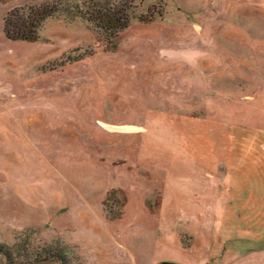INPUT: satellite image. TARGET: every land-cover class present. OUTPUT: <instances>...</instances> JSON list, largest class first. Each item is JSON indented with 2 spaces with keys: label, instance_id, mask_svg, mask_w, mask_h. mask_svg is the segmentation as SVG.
<instances>
[{
  "label": "rangeland",
  "instance_id": "rangeland-1",
  "mask_svg": "<svg viewBox=\"0 0 264 264\" xmlns=\"http://www.w3.org/2000/svg\"><path fill=\"white\" fill-rule=\"evenodd\" d=\"M93 1L0 0V264H264V0Z\"/></svg>",
  "mask_w": 264,
  "mask_h": 264
},
{
  "label": "trees",
  "instance_id": "trees-1",
  "mask_svg": "<svg viewBox=\"0 0 264 264\" xmlns=\"http://www.w3.org/2000/svg\"><path fill=\"white\" fill-rule=\"evenodd\" d=\"M86 2L88 0H85ZM82 3H85L84 0ZM63 3H58L55 6H52L51 8L41 7V8H33L30 10L26 15L23 14L22 16L17 14V12L10 13V16L5 20V27L4 32L8 39L11 40H22L26 42H33L37 41L39 36V30L41 25L44 21H46L47 18L52 17L54 13L59 12L57 7L61 6ZM89 4H91L92 11L88 14L90 15V23H95L98 30L106 31L113 34H106L110 38L113 36H117L119 31L124 30L128 27L129 23H122L121 22V9L118 11L117 9L113 8L109 5H104L103 7H97L96 3H94L93 0H89ZM69 6V5H68ZM96 6V8H95ZM95 8V9H93ZM72 12V9H71ZM70 13L74 16H80V15H87L84 14L80 7L73 6V12ZM7 252L2 251L5 257L9 260V264H13V256H12V250L11 248L6 249ZM19 252V251H17ZM65 252L61 254V257L64 259ZM52 254H49V257L54 258L55 256H51ZM36 259L40 260L38 256H36ZM33 261V260H32ZM36 262H31L29 264H36Z\"/></svg>",
  "mask_w": 264,
  "mask_h": 264
}]
</instances>
